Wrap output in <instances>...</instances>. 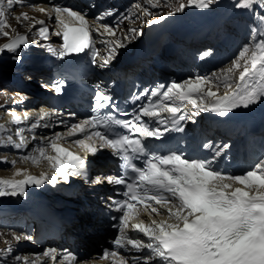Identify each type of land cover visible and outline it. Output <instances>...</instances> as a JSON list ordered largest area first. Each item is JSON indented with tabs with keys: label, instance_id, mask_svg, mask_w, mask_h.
<instances>
[{
	"label": "snow or ice",
	"instance_id": "snow-or-ice-1",
	"mask_svg": "<svg viewBox=\"0 0 264 264\" xmlns=\"http://www.w3.org/2000/svg\"><path fill=\"white\" fill-rule=\"evenodd\" d=\"M26 2L6 0L5 3V0H0V36L7 38V42L0 46V52L6 50L13 53L12 59L17 63L22 60L19 50L31 43L28 38L31 32L35 31L44 40L50 35L45 20L31 17L27 12L16 17L18 22L30 21L27 32L21 34L8 23L6 10ZM47 2L52 6L31 5L49 20L54 19V35L62 37L59 47L49 45L47 50L61 59L91 50L92 63L100 67L111 63L116 51L125 46L124 41L143 34L142 29L125 25L123 35L118 36L120 23L140 16H150L152 9L160 7L158 0H142L134 5L136 16L124 14L112 25L103 23L106 16L119 15L112 10H106L90 21L88 13L76 9L74 5L62 4L60 0ZM211 2L186 0L185 3L181 0L176 6L168 3L173 11L160 15L156 20L148 19L146 23H159L187 6L204 9ZM234 7L252 14L250 31L257 38L242 46L228 68L213 72L210 76L198 75L194 79L160 84L140 93L139 97L145 98L147 103L139 105L129 119H119L112 115L113 112H119L118 105L111 95L97 86L92 114L88 118L72 123L65 133L57 132L51 138H42L44 146L36 150L38 155L22 157L33 163L46 160L53 170L52 174L42 172L34 176L27 170L17 169L15 175L23 176L22 179L0 178V197L23 195L26 186H41L45 181L54 185L58 177L64 182L77 176L92 185L107 183L122 186L123 199L109 197L116 212L120 213L112 217L115 221L112 227L118 234L112 241L114 247L111 250L105 249L100 260L108 264H264V154L242 174H226L214 167L215 158L228 147L226 144L218 148H213L211 143L203 144L204 149L211 150L209 157L186 155L179 150L149 155L144 143L149 138L159 140L170 131L183 132V122L191 121L193 115L199 112L211 111L223 117L233 109L247 108L264 99V0H236ZM93 34L101 38L106 53L94 48ZM208 55L210 53L205 51L201 58ZM237 70L238 82L233 91L219 95L212 90L210 85L214 81L231 88ZM49 86L51 91L61 94L65 84L60 80L42 84L45 89ZM20 102H23V98ZM187 104L198 111L192 115L187 114L184 107ZM101 110L107 111L101 115ZM11 115L17 125L22 119H34L27 113L23 118L15 113ZM58 115L55 108L51 111L41 109L35 117V123H31L28 130L34 132L42 120ZM69 115L74 117L76 114ZM60 123L63 124V121ZM114 128H119V131H114ZM4 129L5 126L0 125V131ZM24 132V128H17L16 135L20 138L18 143L13 141L11 135L0 143L13 145L16 149L24 148L27 146ZM77 136L83 138L73 139V143L90 155L109 150L122 162L121 170L115 174L101 172L100 175L90 176L86 158L60 143ZM140 156L145 159L138 166L133 161ZM129 169L132 173L130 179ZM141 206L149 217L166 213L168 218L151 219L150 223H145L139 219ZM141 234L143 238H140ZM13 237L16 241L31 239L15 233ZM12 252L10 246L3 249L0 264H6L3 254ZM42 257L15 255L14 264H47V259L56 264L55 249L45 250ZM63 260L71 264L76 257L65 254Z\"/></svg>",
	"mask_w": 264,
	"mask_h": 264
},
{
	"label": "bare ground",
	"instance_id": "bare-ground-1",
	"mask_svg": "<svg viewBox=\"0 0 264 264\" xmlns=\"http://www.w3.org/2000/svg\"><path fill=\"white\" fill-rule=\"evenodd\" d=\"M28 1L29 0H27V2ZM229 1H231V0H214L215 4H217V6L214 7V12H213L214 14H211V15L213 17H215L216 20H219V22H220L219 17L221 16V15H219V13H221L222 11L227 13L226 17L222 19L223 21H228L229 23H231L232 20H233V15L231 14V12L230 11H225V10L222 9V7H224ZM27 2L25 4H27ZM138 2H134L133 0L131 2V6L129 8V11L132 13V16H135V11L136 10H134V5L136 3H138ZM140 2H142V0H140ZM32 4L36 5V6L47 7V6H44V5H39V3H37V2H33ZM16 6H14V7H16ZM18 8H21V7H18ZM22 8H25V7H22ZM31 8H33L32 9L33 11L29 10L30 8H28V9L25 8V9L19 10L18 13L20 14V12H22V11L23 12H27L29 14V16H31V17H35L37 19L45 20L46 24L50 28V31L51 30L52 31L50 32V36L48 37L47 40H44L43 38L39 37V35L36 34L35 31H33L32 34H29V37H28L29 40L31 41V43L29 45H27V46H22V48L19 50V52H23L24 50L30 51L34 47L48 48L49 45H51L52 47H56L57 46V40H56L57 36L54 35V32H55L56 29L54 27L53 19L49 20L48 17L45 16L43 13L37 12L34 7H31ZM117 9H118V7L116 8V10ZM190 10H193V8H190ZM196 10H199L198 7H197ZM6 11H8V10H6ZM12 14L16 15L17 11L14 12L12 10ZM6 15H7V18H8V22L11 23L12 19L9 17L10 15H8V13ZM14 19L17 20L16 17H14ZM197 19H199V17H196V18L195 17H190L189 19H187V24H190V26L197 27L198 24L195 23V21ZM154 20H156V19H154ZM202 20L203 19H200V21H202ZM25 23L28 24V25L27 24L26 25H27V28H29L30 21H20V22L17 21V23H14V24L12 23L11 26L17 32L23 34V33L27 32V31L23 30V32H22V30L19 28V25L25 24ZM166 27H167L166 23L163 20L160 21L159 23H154V24H151V25H145L144 26L146 31H150V30H153V29H156V28L165 29ZM37 38L39 39L38 42L35 41ZM144 42H145L144 34L139 35L136 38V41L134 43H132L131 45L127 41H124L125 46L123 48H120L119 54L124 49L127 50V48L129 46H133V49L130 52L132 54L134 51L140 50V48L143 46ZM39 43H41V44H39ZM98 44L103 46L101 41L98 42ZM216 46H218V45L215 44V46H212V47H210L208 49L207 52H209L210 55H208L207 57L201 58V57H203V54L200 56V59H199L198 63H199V68H200L201 72L209 71V69H210V71H212V73L213 72H217V69L219 68V64L204 67V64L210 59L211 54L215 50ZM7 54L13 55V53L8 52V51L5 50V51L0 52V57L6 56ZM168 70H170V68H168V69L166 68L165 71H163V74L169 75L173 79H178L180 77V75H181L178 71L170 70L169 72H167ZM22 74L23 73H19L18 76H21ZM19 78L21 80L25 81L26 83L28 81V83H27L28 86H30V87H34L35 86V85L33 86V84H34L33 81H35L34 79H32L30 77L25 79L26 77L24 78L23 76H21ZM1 79H2V77L0 76V80ZM237 82H238V77L236 79H233V81L231 82L232 83L231 89H235ZM0 85H2L1 88L3 87L5 89L4 92L7 93L6 97H9L16 104V106H13L14 104L13 105H9L11 102L9 104H6L7 107L13 108V110H14L13 113H15L17 116H20L21 118H23L25 113L29 114V112H33V111L35 112V109L38 106H36V104L32 102V100H31L32 95H27L26 99H25L24 96L21 93H19V91L11 90L12 85L10 83L7 84V82H0ZM214 87L215 86H213L211 88H212L213 91H216L217 88H214ZM40 89H41V87L37 88L36 92H38ZM22 98H23V102L21 103L20 101L22 100ZM6 102H7V100H6ZM15 109H17V110H15ZM37 115L38 114H36L35 116H37ZM10 118H13L11 114H10V117L8 119H10ZM8 119H4L5 121H3L2 124H0V125H4L5 126V129L2 130L3 133L5 131H8L7 128L9 126H11V125H13L14 131H16L17 128H24L25 129L24 133H27V122L25 123L23 121V119L21 120V123L19 125L15 124L13 121L12 122H8ZM54 120H55V117L51 118V121H54ZM34 123H35V121H34ZM44 125H48V126L45 127ZM237 128L238 127L236 126V127H234V129H232V131H230V133H226V134H228L229 139L235 138L237 140H240L243 148H251L252 143H250V139L247 138L246 136H244V134H242L241 132L235 131V129H237ZM64 129L65 128H62L59 124L51 125L50 123H47L45 120H42L41 123H40V126L33 132V134H29V135L24 134V136L26 138V141H27V146L26 147L21 148V149H16L15 147H13V145H7V147L10 148V149H8L6 147V144H5L3 146H0V149H7V151L10 152V153L14 152L16 154H22V156L23 155H29V154H37L38 155L36 150L39 147L44 146L42 138H45V137L51 138L54 135V133H57V132L65 133L67 131V129H65V130ZM33 136L36 137L35 140L32 139ZM7 137L3 138L2 136H0V140L5 141L7 139ZM239 137H242V138L238 139ZM218 138L223 140L225 137L222 136L221 134H218ZM19 139L20 138H18L17 143L19 142ZM70 140L71 139H66V144L71 145L72 142H70ZM261 140H260L261 144H255L253 146L254 151L251 153V155H250L251 157L248 158V163L250 165H252V163L254 161H256L258 157H260L262 154H264V140L263 141H261ZM60 143H65V140L60 141ZM258 147H260V149H261L260 151L258 150L259 149ZM51 154H53V153H51ZM8 157H9L8 158L9 161L7 160L8 163H7L6 166H12V158L10 156H8ZM107 157H111V155L109 153L103 151V150L99 151V153H97L95 155L88 154L87 157H86L87 170L92 171L93 169L96 168V169H99L100 171H104L105 168L102 167V166L94 167V165L96 164V162H94V161L97 160V159L107 158ZM20 158L22 159V157H20ZM16 159L17 160H14L15 161L14 165L17 166V167L15 166L16 170L13 171V172L12 171H7L6 172L5 170H1L0 171V178H2V179H11V178L22 179L23 176H16L15 175L17 169H24V170H27V172L29 174H31V175L39 176L42 172H44V168L48 164V162L46 160H42L39 163H33L31 160H24L23 159L21 161L19 159V157L16 158ZM0 160H2V159H0ZM97 173H99V172H96V174ZM45 182H47V181H45ZM73 183L76 184V189L77 190L73 191L72 194L76 195L77 197H84L85 201L90 203L91 207H94V206H92L93 200H91V194H93L94 191H95L94 185H92L90 182H86V181L78 180V179H74ZM31 186H32L31 190H33V188L37 189V187H38L36 185H31ZM101 187L102 188H106L108 186L103 184ZM96 198H97V201L100 200V197L98 195H96ZM27 200H32V194L27 193V188L25 189V192H24L23 195H17V196H12V197L11 196H2V197H0V226L5 225V227H10V226H6V225L12 223L11 221H12V219L14 217L15 218L16 217H22V215H20L21 213L24 214V216L26 217V220L28 221V225H29V219L27 217V214H28L27 211H28L29 207H27ZM11 207H17L18 208L19 211H18V213L16 215H11L10 214V212H11L10 208ZM85 207L86 206L82 203L81 207L78 208L80 216L81 215L84 216V214H81V211H83L85 209ZM3 217H5V218H3ZM84 218L85 217H80L81 220L79 219V223H74L72 226H69L68 230H72V235H73V238L76 239L75 242L78 243V248H80L82 252L87 250V255L85 256V259H86L85 260L86 261L85 264H108L107 261H102V260L99 259L100 252L98 251L100 246L107 247V246H105L103 244V241L106 240L107 237H108L107 231L105 233H103V234H95V233L89 231V230H91V227H87L85 229V232H83V231L81 233L78 232L79 235H77L75 233L76 232V228L78 229V225L82 224V221H83ZM16 224L18 225L17 222H16ZM16 227L17 228H21L22 226L18 225ZM80 228H83V227H80ZM0 232H2L3 235L8 234V231H6V228L1 230ZM58 232L59 231L55 229V230H52V232L44 234V236H46V237L53 236V235H56ZM14 233L16 235H21L22 237L25 236V235L21 234L19 231L12 230V232L10 233L12 235H10L8 237H5L2 240L3 241V245H2V249L0 250V252L2 253L3 249H5L8 246L14 247V248H12L13 252L12 253H6V255L3 254V257L10 258V260L13 263H14V256L15 255L28 256L30 258L37 257V256H32L31 254H29V252H37L38 250H28L27 246L25 244L26 242H24L25 239H21L20 241H16L14 239V237H12ZM3 235H1V236H3ZM9 243L12 246L8 245ZM61 248H63V247H61ZM39 256L42 257V254L39 255ZM83 260H84V256H83V259L81 260V263H79V264H82L84 262ZM47 264H53V262L49 259L47 261Z\"/></svg>",
	"mask_w": 264,
	"mask_h": 264
},
{
	"label": "rangeland",
	"instance_id": "rangeland-1",
	"mask_svg": "<svg viewBox=\"0 0 264 264\" xmlns=\"http://www.w3.org/2000/svg\"><path fill=\"white\" fill-rule=\"evenodd\" d=\"M186 0H184V2H185ZM139 2H140V0H139ZM162 2V1H161ZM179 2H181V0H173L170 4L171 5H173V6H176V5H178V3ZM5 3H6V0H5ZM31 5H33L32 3H27V4H24V5H17L16 7H14L12 10L15 12V11H17V16L19 15V13H18V11L19 10H21V9H28V8H30L29 10H32L33 8H31L32 6ZM162 6H163V8L164 7H166V9L167 10H169V11H173V7H169L168 6V3L167 2H164L163 1V4H162ZM226 6V5H225ZM18 7H21V8H18ZM22 7H25V8H22ZM237 9V8H236ZM12 10H8V11H6V14L8 13V15H10L9 17L12 19V22L11 23H9L10 25H12V23L14 24V23H17V20H15L14 19V17H17L15 14H12ZM33 11V10H32ZM214 12V11H213ZM20 13H23V11L22 12H20ZM243 13L245 14V10H243ZM226 12H221V13H219V15H221L223 18H225L226 17ZM158 15L157 14H153V15H151L150 17H152V18H156ZM252 16V14L250 13V12H246V14H245V16L243 17V22H244V30L241 32V33H239L237 36H236V38L232 41V43L226 48V49H224L223 50V53L224 54H226V53H229L230 52V50L233 48V46L237 43V44H240L241 45V47L243 46V45H245V44H250V43H252V42H254V40L257 38V37H255V36H253V34H252V32L250 31V26H251V23H248L247 22V18L248 17H251ZM142 16H140V18H141ZM222 18V19H223ZM240 18H241V16H240ZM222 19H220V20H222ZM224 22V21H223ZM27 23H25V24H21V25H19V28L22 30V32H23V30L24 31H28V28H27V25H26ZM248 28V29H247ZM52 31V30H51ZM50 31V32H51ZM30 34H32V32L30 33ZM50 36V35H49ZM40 37V36H39ZM38 38L35 40L36 42H38ZM136 41V40H135ZM4 42L6 43L7 42V38L6 37H3V36H0V46H2L3 44H4ZM39 44H41V43H39ZM236 57V54L233 56V59ZM232 62V61H231ZM230 65H231V63H230ZM229 65V66H230ZM195 70L196 69H193V71L195 72ZM238 74H239V70H237L236 71V75L234 74V76H233V79H236L237 77H238ZM24 76V75H23ZM25 78V77H24ZM25 79H27V78H25ZM34 82V84H33V86L34 85H37V84H35V81H33ZM27 83H28V81H27ZM232 84V83H231ZM38 86V85H37ZM213 87V86H212ZM232 87V86H231ZM39 88V87H38ZM214 88H216V87H214ZM32 89H34L33 87H32ZM1 91H0V121H1V123L0 124H2V122L3 121H5L4 119H8L9 117H10V114L11 113H13V108H11V107H7L6 106V104H9L10 102V104L9 105H13V106H16V104L14 103V101L13 100H11L9 97H6V95H7V93L6 92H4V88L2 87L1 89H0ZM5 96V97H4ZM6 100H7V102H6ZM11 100V101H10ZM3 105V108L1 107ZM12 109V110H11ZM15 110H17V109H15ZM0 141H2V140H0ZM258 148H260V147H258ZM259 151L261 150V149H258ZM6 152H7V154H9L10 152H8L7 151V149H0V159H2V160H0V171L1 170H5L6 172L7 171H15L16 170V168H15V166L16 165H12V166H6L7 165V163H8V161H9V159H6V158H3L4 156H6ZM13 154H16V153H10V157L12 158V155ZM23 156H25V155H23ZM22 156V154H19V155H17V158L19 157V159L22 161L23 159H21L20 157H23ZM9 158V157H8ZM6 161H5V160ZM8 160V161H7ZM15 160H17V159H15ZM7 167V168H6ZM17 167V166H16ZM12 197V196H11ZM19 215V214H18ZM20 215H22V217L23 218H25L26 219V217L24 216V214L23 213H21ZM3 218H5V217H3ZM2 218V219H3ZM15 218V217H14ZM4 221V220H3ZM14 220H12V222H13ZM27 224H28V221H27ZM26 225V224H25ZM6 226H9V225H6ZM6 228V231H8V234H6V235H3L2 234V232H0V250L2 249V245H3V239L5 238V237H8V236H10V235H12V234H10L11 232H12V227L10 226V228H8V227H5V225H3V226H0V231L1 230H3V229H5ZM7 228H8V230H7ZM85 229L86 228H79V229H77L78 230V232L79 233H81L82 231L83 232H85ZM14 231H19L21 234H26L27 233V228H25V227H21V228H17V227H14V229H13ZM29 231H30V229H29ZM29 231H28V233H29ZM28 233H27V236H28ZM1 235H3V236H1ZM13 237V236H12ZM24 242H26V243H28V241L27 240H25ZM8 245H11L10 243L8 244ZM12 246V245H11ZM9 247V246H8ZM98 251H99V249H98ZM1 253V252H0ZM6 255V254H5ZM8 262V263H7ZM6 264H11V260H10V258H7L6 259Z\"/></svg>",
	"mask_w": 264,
	"mask_h": 264
}]
</instances>
